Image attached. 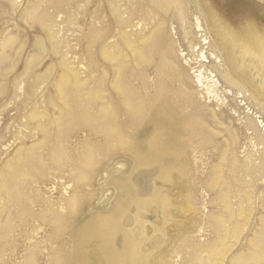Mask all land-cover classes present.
<instances>
[{"label": "bare ground", "instance_id": "6f19581e", "mask_svg": "<svg viewBox=\"0 0 264 264\" xmlns=\"http://www.w3.org/2000/svg\"><path fill=\"white\" fill-rule=\"evenodd\" d=\"M37 2L51 5L53 13L39 14L36 5H31L33 0H29L25 12L19 15L20 21H26L27 17L45 37L34 41L35 56L26 59V71L13 75L16 60L6 48L17 40L15 36L2 42L0 49V116L11 121L0 129V157L5 156L0 159V264H42L43 257L46 259L43 264H60L61 253L54 245L67 230L78 235L76 215L82 209L80 194L99 175L96 166L100 157L107 158L118 149H130L147 117L164 120L162 133L168 136L173 130L183 129L190 139L199 143L206 134L201 109L187 87L188 77L167 34L164 19L174 5L184 6L186 0H87L82 1L85 10L72 14L69 21H63L60 16L63 11L54 5V0ZM77 2L80 0L69 3L74 6ZM89 7H95V12L88 13ZM182 8L180 19L184 17ZM195 21L199 32L200 24ZM134 29L136 33H131ZM256 30L251 25L226 32L234 50L226 53L230 67L224 78L229 85L240 89L256 85L254 88L264 92V47L257 44L261 38ZM219 34L217 39L223 47ZM252 34H257V41L252 40ZM43 54L47 55L48 64L44 63ZM205 60L201 52L200 61ZM147 68H154L152 79ZM196 78L200 85L201 72ZM11 99H15L12 105L7 102ZM78 133L85 135L73 145L71 141ZM150 151L158 164L166 163L158 145ZM245 172L247 176L264 178V159ZM123 187L124 183L119 182L118 188ZM244 193L238 198L249 203L250 197ZM124 197L130 199L132 194L124 193ZM222 199H229L227 193ZM214 216L208 215V223L218 232L224 224ZM91 219L83 223L86 226L82 235L86 239L77 243L74 260L88 245L100 240L97 248L106 259L139 263L137 239L121 229L117 217H109L105 223ZM239 225L236 221L231 232L228 231L231 238L239 234ZM257 235L250 240L248 258L253 263L264 264V230ZM18 242L24 247L21 255L17 254ZM224 242L219 237L214 245L194 243L191 249L196 254L217 252V245L229 250ZM186 264L202 263L193 256Z\"/></svg>", "mask_w": 264, "mask_h": 264}, {"label": "rangeland", "instance_id": "374dc122", "mask_svg": "<svg viewBox=\"0 0 264 264\" xmlns=\"http://www.w3.org/2000/svg\"><path fill=\"white\" fill-rule=\"evenodd\" d=\"M82 1L85 3L87 0L77 2V7L72 6L70 0H54V5L63 11L60 15L63 21H69L78 11L85 10ZM27 2L29 0H0V49L2 42L4 44L9 37L15 36L17 39L6 48L9 56L11 54L16 60L13 75L26 71L27 60L35 56L34 41L38 37L45 38L41 36L38 26L31 24L27 17L26 21H20L19 15L25 12ZM33 3L31 5H36L40 10H37L39 14L53 13L48 3V6L37 0H33ZM186 3L184 6L174 5L164 19L167 21V34L188 77L187 87L202 112L206 134L199 142L201 146L190 139L183 129L173 130L169 136L162 133L164 120L147 117L130 149H118L107 158L100 157L96 166L100 169L99 175L80 194L82 209L76 215L80 227L78 235L67 230L54 245L61 253L60 264H124L120 260L106 259L97 248L100 240L88 245L83 254L74 260L77 243L86 239L82 235L86 226L83 223L90 218L105 223L109 217H117L121 229L135 235L140 247L138 264H186L193 256L202 264H258L248 256L251 252L250 240L257 238V234L264 230V178L247 176L245 169L259 165L264 159V92L254 88L256 85H246L245 89L229 85L224 75L230 67L226 53L234 50L233 41L229 42L231 39L229 37L228 40L226 34L229 29L235 32L241 26L250 28L254 25L260 35L252 34L251 38L257 41L256 35L260 36L258 38L262 40L259 39L257 44L264 47V0H186ZM181 8L184 10L183 19L179 18ZM89 11L95 12V7ZM195 20L200 24L199 32ZM221 25H226V30ZM136 30L131 33H136ZM217 32L223 33L219 34L220 41L225 44L223 47L218 42ZM221 35H224L223 39ZM20 45L22 47L19 49ZM201 52L206 57L205 62L200 61ZM212 54L214 58H211ZM43 55L44 63L48 64L47 55ZM129 61L130 70L133 71L132 60ZM199 72L202 75L200 85L196 78ZM147 74L152 79L154 68H147ZM11 100L3 102L12 105L15 99ZM14 113L10 112L9 115ZM0 119V129L5 126L4 123L6 126L11 123L7 117L0 116ZM84 135L78 133L71 141L73 145ZM154 145H158L159 151L166 156V163L158 164L150 151ZM119 182L124 183L122 189L118 188ZM239 191L248 194L249 203L240 201L239 198L245 193ZM124 193L132 194L131 200L126 199ZM226 193L228 203L222 199ZM56 196L54 192L53 198ZM209 214L215 215L224 224L218 232L209 227ZM236 221L240 224V232L234 239L229 232ZM219 237L230 247L229 250L217 245V252L196 254L191 249L194 243L214 245ZM16 248L17 254L21 255L24 247L18 242ZM44 259L40 263L43 264Z\"/></svg>", "mask_w": 264, "mask_h": 264}]
</instances>
